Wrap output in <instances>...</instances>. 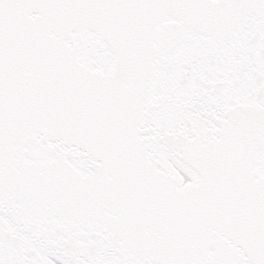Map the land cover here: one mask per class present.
<instances>
[{
  "label": "snow or ice",
  "instance_id": "1",
  "mask_svg": "<svg viewBox=\"0 0 264 264\" xmlns=\"http://www.w3.org/2000/svg\"><path fill=\"white\" fill-rule=\"evenodd\" d=\"M0 264H264V0H0Z\"/></svg>",
  "mask_w": 264,
  "mask_h": 264
}]
</instances>
